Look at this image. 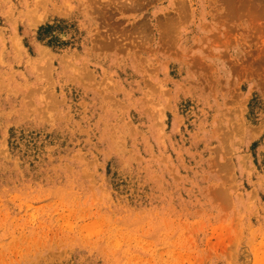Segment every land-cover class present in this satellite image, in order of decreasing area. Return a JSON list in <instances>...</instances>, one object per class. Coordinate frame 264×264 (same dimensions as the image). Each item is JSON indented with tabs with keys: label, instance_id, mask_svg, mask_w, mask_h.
Listing matches in <instances>:
<instances>
[{
	"label": "rangeland",
	"instance_id": "rangeland-1",
	"mask_svg": "<svg viewBox=\"0 0 264 264\" xmlns=\"http://www.w3.org/2000/svg\"><path fill=\"white\" fill-rule=\"evenodd\" d=\"M246 1L0 0V264H264Z\"/></svg>",
	"mask_w": 264,
	"mask_h": 264
},
{
	"label": "bare ground",
	"instance_id": "bare-ground-1",
	"mask_svg": "<svg viewBox=\"0 0 264 264\" xmlns=\"http://www.w3.org/2000/svg\"><path fill=\"white\" fill-rule=\"evenodd\" d=\"M225 1H226V0H225ZM228 1H229V0H228ZM230 1H231V0H230ZM232 1H233V0H232ZM235 1H237V0H234V3H235ZM238 1H239V0H238ZM241 1H242V0H241ZM245 1H246V0H245ZM249 1H252V0H249ZM249 1H246V2H245V3H246V6H247V4H248ZM263 2H264V0H258L257 3L254 1V3H256V5H255L254 3H253L252 5H251V4H249V5L252 6V7H250V8L252 9V11L255 10V11L257 12V10H258V12H259V10H262V9L264 8V7H263V6H264V5H263V4H264ZM228 3H230V2H228ZM239 4H240V3H239ZM134 5H135V4H134ZM229 5H230V4H228V6H229ZM254 5L257 6L258 8L254 7ZM237 7H239V6H237ZM95 8H96V7H95ZM95 8H94V9H95ZM231 8L233 9V7H231ZM248 8H249V7H248ZM227 10H228V9H227ZM236 10H238V8H237ZM240 10H242V11L244 10V11H245V8L243 9V6H241V8L239 7V10L237 11V13H239ZM255 11H254V12H255ZM262 11H264V10H262ZM231 12L233 13L234 11L232 10ZM260 12H261V11H260ZM260 12H259L258 15H260V14L262 13L263 18H264V14H263V12H261V13H260ZM229 14H230V13H229ZM256 16H257V15H256ZM249 17H250V16H249ZM254 17H255V16H254ZM235 19H236V18H235ZM255 19H257V18H255ZM258 19H259V18H258ZM260 19H261V18H260ZM232 20H233V19H232ZM237 21H238V20H237ZM255 21H256V20H255ZM168 27H169V26H168ZM174 28H175V27H174Z\"/></svg>",
	"mask_w": 264,
	"mask_h": 264
}]
</instances>
